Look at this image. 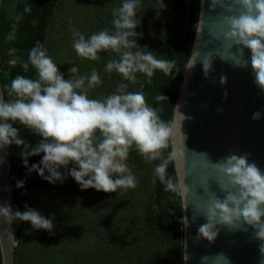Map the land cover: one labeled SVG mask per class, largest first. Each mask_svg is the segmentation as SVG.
Returning a JSON list of instances; mask_svg holds the SVG:
<instances>
[{
    "label": "trees",
    "instance_id": "16d2710c",
    "mask_svg": "<svg viewBox=\"0 0 264 264\" xmlns=\"http://www.w3.org/2000/svg\"><path fill=\"white\" fill-rule=\"evenodd\" d=\"M63 3L0 0V80L11 152L12 227L18 242L15 264L34 260L28 256L37 235L35 222L43 220L49 206L60 205V212L79 208V189L85 175L93 172L88 163L81 162L84 157L79 156L78 161L69 158L65 135L55 127L44 102L47 41ZM198 8L199 0H169L161 35L151 12L141 17L131 9L123 17L118 11V40L111 52L113 74L105 87L113 93L107 102H113L114 108L121 105L114 118L125 126L122 142L140 162L136 170L139 182L133 181L132 193L140 201L141 215L133 225L135 234L106 241L95 264H164L165 258L170 264H183L182 207L170 156L169 125ZM109 116L100 124L108 127ZM94 134L97 146L106 153V138L97 131ZM54 218L47 223L65 224ZM60 240L65 241L63 235ZM77 247L74 243L64 249L72 255Z\"/></svg>",
    "mask_w": 264,
    "mask_h": 264
},
{
    "label": "water",
    "instance_id": "95a60500",
    "mask_svg": "<svg viewBox=\"0 0 264 264\" xmlns=\"http://www.w3.org/2000/svg\"><path fill=\"white\" fill-rule=\"evenodd\" d=\"M183 264H264V0H199L169 125ZM0 80V258L15 264Z\"/></svg>",
    "mask_w": 264,
    "mask_h": 264
},
{
    "label": "rangeland",
    "instance_id": "374dc122",
    "mask_svg": "<svg viewBox=\"0 0 264 264\" xmlns=\"http://www.w3.org/2000/svg\"><path fill=\"white\" fill-rule=\"evenodd\" d=\"M124 6L125 12L134 9L141 17L151 12L162 34L169 0H64L49 32L44 102L55 127L65 135L69 158L78 161L79 156L84 157L81 162L88 163L93 172L85 175L83 191L79 189L77 210L60 212V205L49 206L43 220L35 222L37 235H33L28 256L34 258L31 264H95L106 241L131 237L133 225L139 223L140 201L132 189L133 181L139 182L136 170L140 162L122 142L125 126L114 118L121 105L114 108L113 102H107L113 93L105 87L113 74L111 52L118 40L115 19L119 9L124 17ZM106 114H110L108 127L100 124ZM96 131L107 140L106 153L97 146ZM53 217L65 224H48L46 220ZM33 227L28 228L29 234ZM74 243L77 249L67 254L64 248ZM165 259L164 264H170Z\"/></svg>",
    "mask_w": 264,
    "mask_h": 264
}]
</instances>
